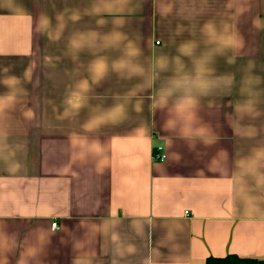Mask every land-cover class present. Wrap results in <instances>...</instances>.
<instances>
[{"label": "crops", "instance_id": "obj_1", "mask_svg": "<svg viewBox=\"0 0 264 264\" xmlns=\"http://www.w3.org/2000/svg\"><path fill=\"white\" fill-rule=\"evenodd\" d=\"M227 254L264 264V0H0V264Z\"/></svg>", "mask_w": 264, "mask_h": 264}, {"label": "trees", "instance_id": "obj_2", "mask_svg": "<svg viewBox=\"0 0 264 264\" xmlns=\"http://www.w3.org/2000/svg\"><path fill=\"white\" fill-rule=\"evenodd\" d=\"M205 264H256V261L251 258L239 257L235 254H227L222 257L208 256L205 259Z\"/></svg>", "mask_w": 264, "mask_h": 264}, {"label": "built area", "instance_id": "obj_3", "mask_svg": "<svg viewBox=\"0 0 264 264\" xmlns=\"http://www.w3.org/2000/svg\"><path fill=\"white\" fill-rule=\"evenodd\" d=\"M153 158L158 159L160 161L165 160L166 154H165L164 149H163L162 146H158L155 149V151L153 152ZM51 228L52 229H56V228H58V226H57L56 223L53 222V223H51Z\"/></svg>", "mask_w": 264, "mask_h": 264}]
</instances>
